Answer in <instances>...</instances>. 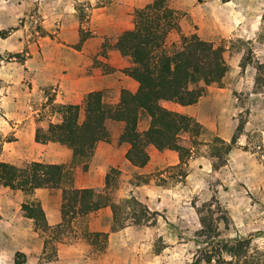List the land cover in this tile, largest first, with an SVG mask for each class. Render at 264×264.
Listing matches in <instances>:
<instances>
[{
  "label": "rangeland",
  "instance_id": "1",
  "mask_svg": "<svg viewBox=\"0 0 264 264\" xmlns=\"http://www.w3.org/2000/svg\"><path fill=\"white\" fill-rule=\"evenodd\" d=\"M224 1L167 0V6L174 12V28L166 35L164 45L169 47L180 36L189 35L198 29L190 16L192 9H195L200 19L208 12L220 19L225 12L222 5ZM255 1L235 0L238 5L234 7H239L244 17L252 19L251 11H254ZM258 1L262 7L259 16L264 21V0ZM23 2L26 3V9ZM39 16L41 14L33 0H0V161L15 165L37 158L44 163H63L71 153L57 144H50L45 149L30 150L29 135L35 122L46 126L60 119L58 105H53L50 98L38 99L34 96V75L30 65L26 66V61L39 48L38 39L48 34L38 21ZM199 23L202 24L201 35H208L207 22ZM212 42L224 45L225 61H234V65L240 67L252 62L257 68L256 82L251 88H231L232 96L237 100L228 108L234 112L232 120L235 122L216 123L217 131L222 135L231 134L230 139L234 135L238 137V144L228 153L224 165L213 169L215 160L209 156L206 143H210L214 137L207 132L205 138H202L205 140H201L203 144L186 167H177V164L172 163L175 161L174 152L159 153L149 148L148 165L135 169L124 159L126 145L117 143L122 130L121 123L109 126L110 139L107 143L110 147L94 151L86 160L87 170L93 164L97 171L103 168L101 161L109 156L113 165H108L107 169L114 167L120 170L119 195L122 198L133 195L150 212H154V219L146 224L156 229L150 240V249L158 256V264H205L201 261L193 263L197 255L193 239L194 232L199 228L197 209L212 196L227 208L233 221L230 230L220 226L221 237L251 235L246 260L248 264L251 260H258L259 263L264 261V52L254 50L249 41L235 38H217ZM257 58L263 62L258 64ZM233 70L235 67L230 66L226 80L219 87H231L233 82L238 81L247 83L242 69L236 73ZM102 96L106 106L116 104L111 102L109 94L103 92ZM215 99L216 102L220 100L228 103L225 96L220 99L215 96ZM147 120L148 117L140 113V131L147 126ZM200 159L206 161L199 163ZM193 161L195 164L191 166ZM81 167L79 165L73 172L76 187L86 182L87 170L83 171ZM35 199L33 194H24L0 185V264H38L45 261L43 255L33 251L37 239L41 240L44 235L34 229L31 220L21 216L20 210L22 203ZM166 245L174 249L163 252Z\"/></svg>",
  "mask_w": 264,
  "mask_h": 264
},
{
  "label": "trees",
  "instance_id": "2",
  "mask_svg": "<svg viewBox=\"0 0 264 264\" xmlns=\"http://www.w3.org/2000/svg\"><path fill=\"white\" fill-rule=\"evenodd\" d=\"M142 8L131 10L132 27L108 37L103 49L117 50L129 66L124 74L137 82L134 92L120 91L118 102L112 106L103 103L102 92L88 93L78 104L58 105L60 119L42 126L35 122L34 141L37 144L53 143L70 150L63 163L29 161L22 165L0 161V185L24 194L36 189L59 190L61 222L47 223L40 203L35 199L21 204V216L33 222L34 229L44 235V260L56 258L58 243L68 242L74 222L87 214L109 207L112 213V230L127 224L142 225L154 219V212L135 196L121 197L120 170L107 169L101 188L75 186L74 169L81 165L87 170L86 160L91 157L99 142L110 139V124L121 123L117 143L128 145L124 155L130 166L143 168L149 161L148 147L159 152L177 154V167H186L194 158L198 147L201 125L192 117L164 106L195 104L207 87H219L228 71L224 59L226 48L200 38L196 33L180 36L169 47L164 45L168 32L174 28V12L167 0H143ZM244 67V65H242ZM83 117L80 119V114ZM140 113L149 118L148 127L140 131ZM236 135L229 142L214 137L208 153L215 161L213 169L225 163L226 156L236 143ZM183 175L186 173L182 172ZM199 228L194 232L196 259L193 263L248 264L251 235L247 237H221L224 230L233 228L227 208L214 196L197 209ZM91 252H104L107 233L83 231ZM250 264L259 263L258 260Z\"/></svg>",
  "mask_w": 264,
  "mask_h": 264
},
{
  "label": "crops",
  "instance_id": "3",
  "mask_svg": "<svg viewBox=\"0 0 264 264\" xmlns=\"http://www.w3.org/2000/svg\"><path fill=\"white\" fill-rule=\"evenodd\" d=\"M33 1L35 6H38V12L41 14L38 21L40 20L42 26L48 32V34L38 39L39 48L35 50V53H32L31 59L26 61V66L30 65L34 75L32 87L34 96H37L38 99L50 98L53 105L78 104L88 93L100 91L109 94L112 103H117L122 89L131 92L137 89V82L122 72L123 69L129 66L128 61L117 50L103 49L102 46L106 38L116 36L118 33L132 27V17L129 9L142 8L146 3L145 1ZM22 5L26 9V3L23 2ZM222 5L225 12L220 19H216L215 14L210 12L200 19L194 11L195 9H192L190 16L194 24L198 26L194 33L200 38L211 42L217 38H235L249 41L254 50L258 49L259 51L260 49L264 52V21L262 16H259V9L262 10L259 1H255L254 11H251L252 19H247L242 14V9L234 7V5H238L235 0H225ZM200 21L202 23L203 21L207 22L208 35L206 36L201 35L202 24L199 23ZM257 61L258 64L263 62L259 58H257ZM226 62L228 69L230 66L235 67V70H233L235 73L240 72L241 69L243 70L246 84L244 81H238L237 83L233 82L231 87H207L199 100L188 106H179L173 103L164 104L165 107L171 110L192 117L201 125L200 141L205 140L202 138H205L204 135L207 132L211 133L213 137L223 139L225 142L230 139L231 134L225 136L217 131L216 123L217 121L235 122V120H232L234 112L228 108L237 100L232 96L231 88L234 90L248 89L256 82L257 68L252 62L245 64L244 67L234 65V61L228 59H226ZM224 80H226V74L222 82ZM215 96L218 99L225 96L228 103L226 104V102L220 100L216 102ZM148 124L149 118L145 129ZM233 128H235L234 123ZM34 131L35 127H32L29 135L31 151L45 149L53 144H37L34 141ZM237 142L238 137L235 146H237ZM109 147L107 142H99L96 144L94 151ZM149 148L155 150L152 146H149ZM127 149L128 145H126V151ZM164 152L171 151L166 150ZM174 154L175 161L172 163L178 164L177 154L175 152ZM32 161L42 162L39 158ZM205 161V159H200L198 162ZM194 162L191 163V166L195 164ZM101 165H103V168L100 167L96 171V166L91 164L85 174L86 182L83 185H78V188L103 187L107 167L113 165L112 159L109 156L105 157L101 161ZM79 183L77 182V184ZM33 195L40 203L48 225L55 226L59 224L61 222L59 190L36 189ZM111 227L112 213L109 207L78 218L74 222L73 231L69 234L68 242L57 244L56 258L38 264H158V256L153 254L150 249V240L156 230L153 226L145 223L142 225L127 224L118 230H112ZM84 230L107 233L106 248L102 254L95 255L91 252V246L83 236ZM43 241L44 238L37 239L33 249L37 255H43ZM168 249L173 250L174 247L166 245L163 252Z\"/></svg>",
  "mask_w": 264,
  "mask_h": 264
}]
</instances>
